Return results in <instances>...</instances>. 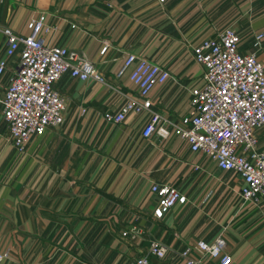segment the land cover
Listing matches in <instances>:
<instances>
[{"label":"crops","instance_id":"0c3cea01","mask_svg":"<svg viewBox=\"0 0 264 264\" xmlns=\"http://www.w3.org/2000/svg\"><path fill=\"white\" fill-rule=\"evenodd\" d=\"M41 15L44 43L100 62L105 83L61 75L54 89L65 101L63 123L31 138L24 154L10 147L0 122V264H133L150 240L170 250L150 264H183L180 252L219 235L231 264H264V201L240 202L234 174L172 134L141 138L146 115L128 114L117 125L101 119L125 97L138 100L128 71L117 76L126 54L169 74L150 91V111L170 121L186 116L188 91L201 85L190 49L232 25L238 52L264 59V0H0V28L20 36ZM3 41L0 32V49ZM13 66L0 78V96ZM153 184L176 188L185 204L152 218Z\"/></svg>","mask_w":264,"mask_h":264},{"label":"built area","instance_id":"2783aa9c","mask_svg":"<svg viewBox=\"0 0 264 264\" xmlns=\"http://www.w3.org/2000/svg\"><path fill=\"white\" fill-rule=\"evenodd\" d=\"M159 4L163 0H152ZM44 16L30 20L28 34L20 36L0 28V78L14 61L12 75L0 96V122L5 138L17 154H24L31 138L47 130H58L63 123L65 101L54 89L63 74L80 82L104 84L100 62H92L65 47L49 46L40 36ZM262 33L254 36L253 46L260 48ZM239 37L232 26L222 28L193 46L192 61L201 70V85L188 91L189 113L170 121L150 111L149 93L169 79L168 72L132 54L123 57L117 76L128 71L127 80L138 100L125 97L117 112H104L101 119L108 124L121 123L128 114L146 115L140 137L167 138L170 134L182 140L191 154L210 160L219 172H231L239 181L240 202L257 206L264 201V59L253 53L241 54ZM107 46L99 51L103 55ZM83 113V110L80 112ZM156 198L152 218L159 220L169 210L186 202L184 194L174 187L151 185ZM121 233V237L126 236ZM169 248L158 240H150L146 253L133 264H150L149 259L162 260ZM216 264H231L227 242L222 235L211 241L198 240L179 256L183 264H198L189 258Z\"/></svg>","mask_w":264,"mask_h":264},{"label":"rangeland","instance_id":"374dc122","mask_svg":"<svg viewBox=\"0 0 264 264\" xmlns=\"http://www.w3.org/2000/svg\"><path fill=\"white\" fill-rule=\"evenodd\" d=\"M233 19H236V20H235V22H236L237 19H238V17H235V18H233ZM232 21H233V20H231V22H232ZM231 22H230V23H231ZM227 26H232V25H226V27H227ZM224 27H225V26H224ZM232 27H233V26H232ZM234 27H235V26H234ZM214 33H215V32H214Z\"/></svg>","mask_w":264,"mask_h":264}]
</instances>
